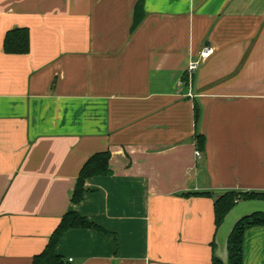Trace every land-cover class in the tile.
Segmentation results:
<instances>
[{
    "label": "crops",
    "instance_id": "crops-1",
    "mask_svg": "<svg viewBox=\"0 0 264 264\" xmlns=\"http://www.w3.org/2000/svg\"><path fill=\"white\" fill-rule=\"evenodd\" d=\"M15 28L29 54L4 51ZM233 191L264 192V0H0V264H33L69 212L95 225L60 239L70 264H212Z\"/></svg>",
    "mask_w": 264,
    "mask_h": 264
},
{
    "label": "trees",
    "instance_id": "trees-1",
    "mask_svg": "<svg viewBox=\"0 0 264 264\" xmlns=\"http://www.w3.org/2000/svg\"><path fill=\"white\" fill-rule=\"evenodd\" d=\"M30 32L27 28H15L7 32L4 40V51L12 55H25L30 53ZM197 148L205 150V139L202 135L196 136ZM111 152H101L93 155L83 166L72 196L73 204H79L84 200L86 193V180L108 176L112 173L110 168ZM191 195H210V193H190ZM263 200L264 192H228L215 201V217L217 231L222 225L226 215L241 201ZM256 226H264V215H255L243 219L234 229L229 241V264H243L244 260V239L248 229ZM86 218L76 212H69L62 218L60 224L52 234L45 250L36 255L33 264H70L63 256L58 254L57 247L63 235L72 229L94 228ZM214 249L216 244L214 242ZM212 264H223L214 254Z\"/></svg>",
    "mask_w": 264,
    "mask_h": 264
},
{
    "label": "water",
    "instance_id": "water-1",
    "mask_svg": "<svg viewBox=\"0 0 264 264\" xmlns=\"http://www.w3.org/2000/svg\"><path fill=\"white\" fill-rule=\"evenodd\" d=\"M264 215L263 200H247L239 202L224 218L215 237V256L223 264H229V241L236 226L245 218Z\"/></svg>",
    "mask_w": 264,
    "mask_h": 264
},
{
    "label": "built area",
    "instance_id": "built-area-1",
    "mask_svg": "<svg viewBox=\"0 0 264 264\" xmlns=\"http://www.w3.org/2000/svg\"><path fill=\"white\" fill-rule=\"evenodd\" d=\"M213 53H214L213 48L205 47L204 49H202L199 53L198 59L195 61H192L189 64V68H188L189 73H192L193 71L197 70L200 64L206 61L207 59H209L213 55ZM196 156L197 158H201V152L196 151ZM72 261L73 259H69V263H71Z\"/></svg>",
    "mask_w": 264,
    "mask_h": 264
}]
</instances>
